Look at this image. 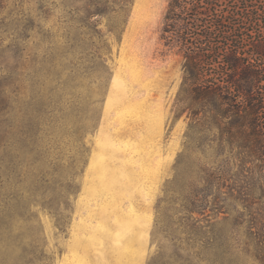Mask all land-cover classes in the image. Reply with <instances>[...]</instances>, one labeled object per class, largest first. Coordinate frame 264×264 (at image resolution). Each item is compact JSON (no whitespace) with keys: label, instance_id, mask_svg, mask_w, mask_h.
<instances>
[{"label":"rangeland","instance_id":"rangeland-1","mask_svg":"<svg viewBox=\"0 0 264 264\" xmlns=\"http://www.w3.org/2000/svg\"><path fill=\"white\" fill-rule=\"evenodd\" d=\"M167 6L0 0V255L13 264H264V166L222 172L215 150H191Z\"/></svg>","mask_w":264,"mask_h":264},{"label":"trees","instance_id":"trees-1","mask_svg":"<svg viewBox=\"0 0 264 264\" xmlns=\"http://www.w3.org/2000/svg\"><path fill=\"white\" fill-rule=\"evenodd\" d=\"M163 38L183 55L174 111L189 119L191 150H215L222 172L264 166V0H168Z\"/></svg>","mask_w":264,"mask_h":264}]
</instances>
